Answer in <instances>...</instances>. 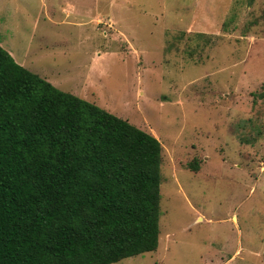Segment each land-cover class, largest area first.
I'll list each match as a JSON object with an SVG mask.
<instances>
[{
  "label": "rangeland",
  "instance_id": "obj_1",
  "mask_svg": "<svg viewBox=\"0 0 264 264\" xmlns=\"http://www.w3.org/2000/svg\"><path fill=\"white\" fill-rule=\"evenodd\" d=\"M0 44L163 145L159 246L112 264H264V0H0Z\"/></svg>",
  "mask_w": 264,
  "mask_h": 264
},
{
  "label": "trees",
  "instance_id": "obj_2",
  "mask_svg": "<svg viewBox=\"0 0 264 264\" xmlns=\"http://www.w3.org/2000/svg\"><path fill=\"white\" fill-rule=\"evenodd\" d=\"M162 162L152 133L0 44V264H112L156 250Z\"/></svg>",
  "mask_w": 264,
  "mask_h": 264
}]
</instances>
